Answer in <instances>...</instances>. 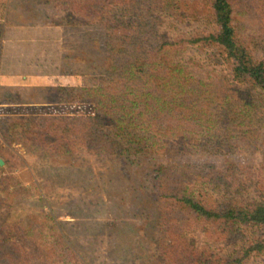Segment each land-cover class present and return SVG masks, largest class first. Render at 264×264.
Masks as SVG:
<instances>
[{"label": "trees", "instance_id": "1", "mask_svg": "<svg viewBox=\"0 0 264 264\" xmlns=\"http://www.w3.org/2000/svg\"><path fill=\"white\" fill-rule=\"evenodd\" d=\"M56 1L62 11L57 26L75 38L84 32H79L81 27L88 29L78 37L77 46L62 42L60 59L75 65L79 60L77 65L91 72L98 64L104 78L82 72L80 86H59L41 104L31 97L22 120H0L11 123L6 131L24 126L43 129L41 136L23 144L32 154L167 158L157 169L158 219L150 236L153 264H250L253 255L264 251V232L248 234V239L245 233L264 227V164L259 169L249 162L219 167L206 159L191 172L194 163H166L175 156L201 160L208 148L222 144V127L238 144L235 138L243 120L225 125L237 103L248 106V114L242 116L248 126L264 124V61L255 58L234 24L239 0H169L181 20L202 17L217 27L193 40L211 43L225 56L229 75L217 83L192 74L191 61L178 57L180 43L165 40L151 45L141 35L142 25L130 26V12L140 6L139 0ZM4 3L0 0V8ZM117 9H127L121 14L124 21L115 19ZM2 27L0 23V45ZM68 48H74V56H67ZM5 141L0 155V212L18 209V201L27 203L30 196L32 207H42L38 185L26 187L14 175L21 158L12 148L15 141ZM194 227L229 246L241 243L238 255L198 246L187 236ZM141 246L147 250L150 243L146 240ZM84 250L58 225L51 210L0 223V264H86Z\"/></svg>", "mask_w": 264, "mask_h": 264}, {"label": "rangeland", "instance_id": "2", "mask_svg": "<svg viewBox=\"0 0 264 264\" xmlns=\"http://www.w3.org/2000/svg\"><path fill=\"white\" fill-rule=\"evenodd\" d=\"M139 2L140 6L130 12L129 24L135 28L142 25L145 32L141 35L144 38L146 35L151 45H158L165 40L180 43L181 51L178 57L183 62L190 60L192 74L204 82L217 83L222 80L223 75H229L225 56L217 46L205 41L193 43L196 38L216 32L215 25L202 17L197 20H181V17L174 15L176 12L169 0ZM53 3L55 6L50 5L53 7H50L52 9L49 15L46 14L54 21L52 28L9 31V44L5 45L4 52L5 58L8 59L15 58L17 53L28 60H35L14 64L13 71L23 75L42 74L50 91L40 90L41 86L16 89L0 87V120H22L26 113L24 105L28 99L36 96L35 99L41 104L45 102L46 96L56 92L59 86H80L83 82L82 72L88 75L99 74L98 77L104 78L105 73L101 71L103 69L96 63V70L91 72L82 64L78 66V59L76 65L60 59L62 42L70 41L72 46H77L78 37L88 29L81 27L79 32H84L76 36L77 38L69 35L70 30L56 25L62 11L56 5V0ZM117 11L115 19L124 21L121 14L127 9ZM3 18L1 13L0 19ZM38 18L43 16L39 15ZM75 20L77 17L72 21ZM234 24L242 38L249 43L255 58L264 61V1L239 0L235 7ZM11 39H14L15 43L14 40L10 41ZM73 49H67V56H74ZM82 55L84 56V53L79 54L81 59ZM64 62H67V67H64ZM5 114L7 117L3 116ZM245 114H248V106L237 103L231 109L225 124L231 125L239 118L243 120L242 131L235 138L238 144L233 142L234 139L229 136L230 132L222 127V133L225 134L221 137L222 144L208 148L210 152H205V157L200 156L201 160L189 156L180 159L175 156L168 158L166 163L183 161L190 166L194 163L191 172L201 168L204 163L202 161L206 159H213L219 167L249 162L253 168L259 169L264 164V124L248 126V120L242 117L246 116ZM10 126L11 123L0 122V155L1 146L7 145L5 140H14L12 148L21 158L14 175L26 187L38 185L44 206L32 207L35 203L34 197L31 196L27 203L19 200L18 209L0 212V223L27 219L51 210L58 225L76 241L77 247L84 246L86 249V264H153L155 248L151 245L150 236L158 219L157 169L159 164L165 161L163 159L167 158L146 154L125 159L86 153L73 156L27 153L23 144L31 143L44 130L24 126L18 130L6 131ZM248 130H253L254 133H248ZM39 142L41 146L42 141ZM239 175L244 176L243 173ZM254 232L247 230L246 239L248 234L257 236L264 232V227L256 228ZM187 236L198 246H207L218 253L236 252L238 255L237 250L241 245L238 243L236 246H229L218 238H209L196 227L188 231ZM146 240L150 246L144 250L140 247ZM250 264H264V251L253 255Z\"/></svg>", "mask_w": 264, "mask_h": 264}, {"label": "crops", "instance_id": "3", "mask_svg": "<svg viewBox=\"0 0 264 264\" xmlns=\"http://www.w3.org/2000/svg\"><path fill=\"white\" fill-rule=\"evenodd\" d=\"M53 1L48 0L46 2V0H41L40 3L37 0H5L3 7L0 9V12L4 15V18L0 20V23L3 25L2 43L0 45V87L16 89L27 86L46 87L48 85L42 74L29 73L23 75L22 73L13 71L14 64H22L23 62L26 63L35 60H28L17 53H15V58L8 59L5 58L6 55L4 52L5 47L9 44H7V32H18L22 30L35 31L52 28L54 22L46 14L49 15L52 9L50 7L55 6ZM39 15H42L43 18H38ZM13 40L11 39L10 41L13 42ZM13 43H15V40Z\"/></svg>", "mask_w": 264, "mask_h": 264}, {"label": "water", "instance_id": "4", "mask_svg": "<svg viewBox=\"0 0 264 264\" xmlns=\"http://www.w3.org/2000/svg\"><path fill=\"white\" fill-rule=\"evenodd\" d=\"M0 165H3V160L0 159Z\"/></svg>", "mask_w": 264, "mask_h": 264}]
</instances>
